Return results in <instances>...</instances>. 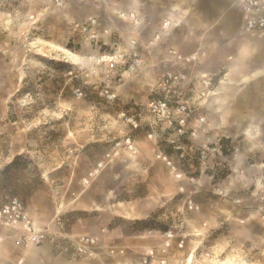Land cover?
Returning <instances> with one entry per match:
<instances>
[{
	"label": "rangeland",
	"instance_id": "1",
	"mask_svg": "<svg viewBox=\"0 0 264 264\" xmlns=\"http://www.w3.org/2000/svg\"><path fill=\"white\" fill-rule=\"evenodd\" d=\"M130 1L0 0V207L21 199L51 236L106 228L128 239L175 226L189 234L180 254L210 253L194 264H264V115L254 127L250 112L236 121L210 106L204 137L178 144L151 127L147 105L161 71L149 64L119 81L124 67L109 60L140 33L142 24L136 31L121 16L133 12L140 22ZM91 16L109 30L97 40L74 27ZM160 26L142 28L144 40ZM148 46L147 59L164 48ZM0 234V254L27 246L9 227ZM50 238L34 246L55 247Z\"/></svg>",
	"mask_w": 264,
	"mask_h": 264
},
{
	"label": "built area",
	"instance_id": "2",
	"mask_svg": "<svg viewBox=\"0 0 264 264\" xmlns=\"http://www.w3.org/2000/svg\"><path fill=\"white\" fill-rule=\"evenodd\" d=\"M65 1L56 0L59 4ZM239 4L242 9L243 32L249 35H263L264 0H239ZM122 13L121 16L127 18L125 13ZM127 16L136 22L134 25H137L139 21L135 13H127ZM74 24L77 30L90 34L93 40H97V33L109 32L108 29L101 28L104 26L95 16L85 21H76ZM139 24L140 22L138 26ZM177 26L178 23L172 19H163L160 28L149 41L144 40L142 29L137 27L140 33L134 34L128 49L109 59L124 67V72L115 76L119 81L131 78L149 64L161 71L153 85V97L147 105L146 117L151 120L149 124L151 127L173 133L176 136L172 140L173 144H178L177 141L180 139L198 140L204 137L205 130L210 126L208 113L211 98L218 93L214 77L182 66L183 58L179 50L170 43V37ZM100 29L104 31L101 32ZM161 42L164 48L155 52L152 59H147L143 54L142 45L147 44L148 48H156ZM133 121L135 128L142 125ZM129 149L133 154L137 153L134 145L130 144ZM190 202L191 208L195 207L193 200ZM0 227L12 229L11 237L19 246L41 244L50 236L55 247L67 251L72 260L104 262L111 259L118 264H194L198 260V255L205 260L210 255L207 251L180 254L181 251L184 253L189 234L175 226L167 229L155 227L139 229L132 235L131 241L125 243H109L104 235L75 234L66 230L60 231L59 236H51L48 232L36 228L24 202L17 197L0 207ZM106 232V228L102 230L103 234ZM5 238L0 234V242ZM59 238L62 239L58 241ZM20 262H24V259Z\"/></svg>",
	"mask_w": 264,
	"mask_h": 264
},
{
	"label": "crops",
	"instance_id": "3",
	"mask_svg": "<svg viewBox=\"0 0 264 264\" xmlns=\"http://www.w3.org/2000/svg\"><path fill=\"white\" fill-rule=\"evenodd\" d=\"M127 7L139 13L140 28L146 31L149 27L150 34L165 17L179 23L170 42L179 50L182 66L219 81L218 95L211 98L210 106L217 105V112L222 113L224 119L233 114L236 121L240 119L237 116L250 112L253 126L258 127L259 114L264 115V34L243 32L239 0H131ZM153 7L155 11H150ZM247 134L252 136V130L248 129ZM98 230L99 233L73 232L104 235L109 243L132 239V235L126 239L115 234L117 229L104 234H101L102 229ZM16 249L19 251L15 250L11 257L2 252L0 264H18L21 255L25 256L26 264H118L111 259L74 262L67 251L52 244L46 248L29 245Z\"/></svg>",
	"mask_w": 264,
	"mask_h": 264
},
{
	"label": "bare ground",
	"instance_id": "4",
	"mask_svg": "<svg viewBox=\"0 0 264 264\" xmlns=\"http://www.w3.org/2000/svg\"><path fill=\"white\" fill-rule=\"evenodd\" d=\"M128 13V12H127ZM127 13H125V17H128L127 16ZM130 14V13H129ZM136 23V22H135ZM139 22H137V24H138ZM40 40V42L42 43V44H44V45H50V46H54V47H56V48H58V49H60V50H62L63 52H65V53H70V54H73V52L70 50V49H68V48H66V47H63V46H61V45H57V44H54V43H52V42H49V41H47V40H44V39H39Z\"/></svg>",
	"mask_w": 264,
	"mask_h": 264
},
{
	"label": "trees",
	"instance_id": "5",
	"mask_svg": "<svg viewBox=\"0 0 264 264\" xmlns=\"http://www.w3.org/2000/svg\"><path fill=\"white\" fill-rule=\"evenodd\" d=\"M134 222V221H133ZM135 223V222H134ZM148 228V227H147Z\"/></svg>",
	"mask_w": 264,
	"mask_h": 264
}]
</instances>
